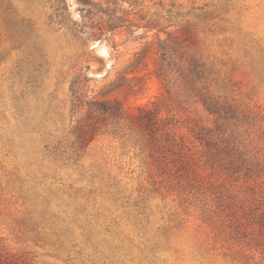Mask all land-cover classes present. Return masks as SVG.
<instances>
[{
	"label": "rangeland",
	"instance_id": "374dc122",
	"mask_svg": "<svg viewBox=\"0 0 264 264\" xmlns=\"http://www.w3.org/2000/svg\"><path fill=\"white\" fill-rule=\"evenodd\" d=\"M89 1L0 0V258L264 264V0ZM170 39L207 64L227 119L163 100ZM73 82L84 101L172 110L192 158L155 164L141 129L74 105ZM200 127L232 156L195 140Z\"/></svg>",
	"mask_w": 264,
	"mask_h": 264
},
{
	"label": "trees",
	"instance_id": "16d2710c",
	"mask_svg": "<svg viewBox=\"0 0 264 264\" xmlns=\"http://www.w3.org/2000/svg\"><path fill=\"white\" fill-rule=\"evenodd\" d=\"M82 3L91 4L90 1L80 0ZM158 57L155 60L154 72L161 80L164 93L163 100L173 105L176 102L191 101L196 105H202L210 114L217 116L218 119H227L232 111L226 100H222L215 91L212 90L208 83V75L210 70L207 64L197 56L187 53L183 50L178 42L159 41L157 50ZM74 105L78 108H83L88 105L89 112L96 113V117H103L104 120H111L113 124L118 126L137 127L143 131L147 137L149 146L156 153L154 158L155 164L169 165L178 160L179 163H185L192 156L187 150L189 141L185 135L179 133L178 122L172 110H168L167 116L161 115L162 112L156 105L155 109L147 106H140L138 112L127 110L123 103L119 100L103 99L99 100L95 96L84 101V96L80 93L76 82L71 85ZM97 126L93 124L80 125L78 127L77 138L80 144L90 142L94 139V131ZM93 135V136H92ZM215 129L200 127L194 132V139L205 143L210 148L211 154L218 151H225L227 155L232 156L233 147L230 146L227 138L214 140ZM221 150V151H220ZM177 156L172 157V156ZM155 156V154H154ZM14 256L9 264L24 263L23 255ZM8 257V258H10ZM0 264H8L4 259L0 258Z\"/></svg>",
	"mask_w": 264,
	"mask_h": 264
}]
</instances>
